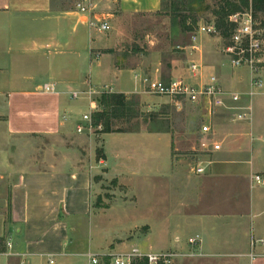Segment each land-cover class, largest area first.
<instances>
[{
  "label": "crops",
  "instance_id": "1",
  "mask_svg": "<svg viewBox=\"0 0 264 264\" xmlns=\"http://www.w3.org/2000/svg\"><path fill=\"white\" fill-rule=\"evenodd\" d=\"M55 1L0 0V264H88V253L120 251L119 246L107 249L112 237L101 239L102 209L96 203L101 185L96 178L115 179L130 190L124 176L139 177L133 165L137 152L121 144L108 146L106 136L160 138L172 163V135L148 129L101 133L103 155L97 160L96 141L77 127L86 125L84 114L96 110L94 98L99 94L71 98L72 92H83L90 84L126 98L143 97L144 77L164 83L180 77L174 68L164 76L158 51L153 49L150 58L141 61L122 43L128 35L123 23L158 14L161 0H77L75 8H55ZM78 4L89 6V12L80 11ZM90 19L106 21L110 29H94ZM201 40L192 62L203 64L204 81L215 75L224 89L241 99H226L206 135L200 131L205 108L183 105L201 109L202 136H213L223 126L226 137L212 141L220 143L219 150H211L212 142L206 145L211 153L198 163L202 173L193 172L194 167L187 173L178 166L168 176L162 169L145 175L148 188L149 180L158 181L162 212L142 216L132 225L144 227L139 238L144 252L176 250L195 262L264 264V220L257 229L253 225V218L264 211L263 192L253 190L264 186L251 179L264 175V152L254 143L250 99L264 93L263 82L253 88L251 78L246 89L240 79L218 77L213 72L219 57L217 39L203 34ZM95 53L100 54L98 60ZM49 86L54 91H44ZM84 106L88 109L81 111ZM234 106L250 108L248 120L233 122L236 110L228 107ZM148 144V154L155 158L156 144ZM144 146L138 148L139 156ZM168 182L176 184L169 196L176 200L171 210L164 204ZM194 236L200 241L193 247L188 238ZM186 259L180 264H187Z\"/></svg>",
  "mask_w": 264,
  "mask_h": 264
},
{
  "label": "rangeland",
  "instance_id": "2",
  "mask_svg": "<svg viewBox=\"0 0 264 264\" xmlns=\"http://www.w3.org/2000/svg\"><path fill=\"white\" fill-rule=\"evenodd\" d=\"M219 0H206L209 4L210 9L208 12L199 15L197 24L193 32H183L179 26L171 20L169 15L165 14H155L149 15L144 14L139 17H134L126 23H123L124 27H128V35L125 41H123V46L127 47V50L131 52L133 56H137L142 60L149 59L152 50L158 51L160 59L162 61V67L164 70V76L168 78L172 68L180 71L181 74L187 72V68L193 59H197L192 53H197V50H192L191 36L196 33L197 27L201 23L215 21L216 18L212 13V10L216 8ZM77 0H56L55 8L60 7H73L75 8ZM251 10V7L245 9V11ZM256 22L261 25L264 22V15L258 13L256 15ZM262 27L264 25H261ZM203 34H197V42H202ZM208 37L216 38L215 49L219 52V57L214 61L213 72L218 77H224L226 79L236 78L242 81V88H249L251 83V78L253 76L250 72V68L247 66L234 68L231 66L230 60L224 56L223 48L227 44L229 38H222L219 34L207 35ZM217 42V43H216ZM125 51V54H128ZM264 56V55H263ZM140 61V62H141ZM206 65L205 61L203 60ZM258 74L261 76L263 82L262 91H264V65L263 70L259 71ZM227 90V89H226ZM146 91V88H145ZM108 92V91H107ZM106 93V92H105ZM100 95H95L94 103H96V110H91V118L93 113L102 111V106L100 104ZM134 99L138 102L137 115L136 117L129 119L124 117L114 121V130H132L137 129H160L168 131L172 135L174 141L171 149V158L169 148L165 144L164 140L158 139L147 140L145 138L138 137H128V138H117L115 135L106 136V142L108 146H113V144H121L122 148L126 151H136L137 158L133 159L134 168H138L135 172L139 177L128 174L125 175L127 183L132 186L130 190L127 187L121 186L117 183L115 179H108L100 175L96 178L101 185V195L97 198V207L102 209V223H103V237H112L107 241V249L119 246L120 251H107V252H97V253H123L136 247L141 249L144 242L139 239L142 233H144V227H133V223L137 220L143 219L142 216L157 214V211L162 212L161 207V196L157 190L156 180H149L150 187L148 188L145 184V175L152 174V171L157 169H162L165 176L172 174V170L178 166L183 168L184 172L189 173L193 167H198V163L208 157L211 153L208 151L206 145L215 140H223L226 136V130L223 126H218V133L207 136H202L199 133V125L201 117V109L193 105L187 104L182 109H176L168 98L150 94L146 91L143 97L139 95H133ZM252 105V120H253V131L252 134L255 137L254 143L256 146H262V151L264 152V142L258 139L264 138V93L254 94L251 96ZM88 108L84 106L81 111L87 110ZM219 123H223L220 120ZM98 127H92L90 131L83 132L86 136H92L96 141L97 150H99L100 143L102 142L101 133H103ZM224 130V131H223ZM227 140V139H226ZM149 141H153L157 147V154L154 157L148 154L150 151L147 147ZM146 145L143 150L144 152L139 156V147L141 145ZM227 146V145H225ZM138 149V150H137ZM226 149V147H225ZM96 150V153H97ZM100 156H102V151H99ZM141 161H140V159ZM99 160V156H97ZM210 157V154H209ZM132 167V166H130ZM132 173V174H135ZM156 175V174H155ZM176 184L168 182L165 187V191L168 192V198H165L166 210H171L175 207V202L173 198L169 197L172 195L173 188ZM179 189V186L177 190ZM254 192H263L264 189H255ZM111 205V209H110ZM109 209H105L108 208ZM260 210H264V204L260 206ZM264 211L258 216L253 218V225L257 229V225H263ZM228 226L232 222L228 221ZM118 224V225H117ZM225 225V224H224ZM185 238L188 237L187 232ZM194 234V232H193ZM138 238V239H137ZM94 248V247H93ZM176 251V250H168ZM167 252V251H160ZM177 252V251H176ZM187 258V259H186ZM185 256L175 260L173 264H180L182 260L186 259L187 264H233L232 261L226 260H215L213 262H195L192 259ZM185 261V260H184ZM145 262V261H144ZM183 262V261H182ZM146 263V262H145Z\"/></svg>",
  "mask_w": 264,
  "mask_h": 264
},
{
  "label": "built area",
  "instance_id": "3",
  "mask_svg": "<svg viewBox=\"0 0 264 264\" xmlns=\"http://www.w3.org/2000/svg\"><path fill=\"white\" fill-rule=\"evenodd\" d=\"M77 7L82 12H89V6L78 4ZM228 21L234 24V29L228 39L227 44L223 48V54L230 60L231 66H247L250 68L252 76V87L261 88L262 79L258 74L263 70L264 65V27L260 26L252 16V11L238 12L228 17ZM90 27L102 32L110 29L108 22L90 19L88 21ZM196 33L191 36L192 50H199L197 42V34H219L216 29L215 22L201 23L197 27ZM193 32V31H192ZM94 59L100 58L99 53L94 54ZM188 74L171 79L168 83H164L158 79L143 78L146 91L150 94L169 98L176 109H181L185 103L200 104L205 108L204 121L200 126L202 134L212 132V123L214 118L220 113L221 108L225 107V101L230 98L234 102H239L240 94L229 92L224 89L215 75H211L204 81V66L201 62H192L187 68ZM44 91H54L52 86L46 87ZM107 92L106 89L98 88L92 84L83 92H72L71 98L77 99L81 96H92L94 94H102ZM228 109L236 110L231 120L245 121L250 116V108L248 107H228ZM83 120L86 125L77 127V132L90 131L93 127L91 114H84ZM98 129L102 125L97 126ZM211 150L220 149V143L212 142ZM193 172L202 173L201 167H194ZM254 185L264 186V175L254 174L252 176ZM197 236L188 238L191 246H197L199 243ZM262 242V240H260ZM256 241H252V245ZM186 256L176 251L167 252H144L139 248H132L123 253H88V264H173L175 260ZM146 263H145V262ZM52 263V261H50Z\"/></svg>",
  "mask_w": 264,
  "mask_h": 264
},
{
  "label": "trees",
  "instance_id": "4",
  "mask_svg": "<svg viewBox=\"0 0 264 264\" xmlns=\"http://www.w3.org/2000/svg\"><path fill=\"white\" fill-rule=\"evenodd\" d=\"M251 7L253 19H256L258 13L264 15V0H219L215 9L212 10L216 20L215 26L222 38H230L234 29V24L228 21L232 14L243 12ZM210 9L206 0H161V10L158 14L169 15L173 23L177 24L181 31L192 32L197 24L200 14L208 12ZM256 21V20H255ZM264 25V22L261 23ZM260 25V26H261ZM264 27V26H263ZM102 111L94 112L92 115V124L102 125L103 133L110 132H135L132 130H114V121L127 117L132 119L137 115L138 102L134 97L126 98L121 93H102L100 96ZM152 132L164 130L150 129ZM100 150H97V156H100Z\"/></svg>",
  "mask_w": 264,
  "mask_h": 264
}]
</instances>
